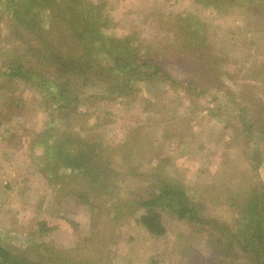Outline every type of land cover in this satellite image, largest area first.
<instances>
[{"label": "rangeland", "instance_id": "obj_1", "mask_svg": "<svg viewBox=\"0 0 264 264\" xmlns=\"http://www.w3.org/2000/svg\"><path fill=\"white\" fill-rule=\"evenodd\" d=\"M12 1L18 9L27 6L0 0V245L32 257L42 253L50 264H221L208 228L162 208L165 232L155 236L136 221L143 208L131 204L110 213L102 202L105 194L93 204L76 201L67 194L71 184L47 177L45 147L37 140L44 131L53 132L50 114L60 112L44 95L49 84L35 87L7 77L12 58L25 57L35 43L12 32L7 10ZM87 1L106 21L102 35L114 38L119 48L137 46L130 47L132 56L151 55L172 77L125 76L132 83L126 94L114 90L107 99L96 97L97 139L114 145L141 126L136 142L143 137L145 157L153 161L147 171L181 185L206 217L230 224L249 200L243 189H264L263 145L255 132L243 136L237 119L250 99L264 102V0H215L218 6L210 0ZM111 51L107 46L106 54ZM182 80L198 89L179 85ZM117 83L108 81L112 87ZM106 85L97 82L81 94L103 93ZM82 113L74 127L92 123L91 111ZM256 146L262 148L260 159L252 160ZM137 147L130 144L124 152ZM111 201L114 205L117 198Z\"/></svg>", "mask_w": 264, "mask_h": 264}, {"label": "trees", "instance_id": "obj_2", "mask_svg": "<svg viewBox=\"0 0 264 264\" xmlns=\"http://www.w3.org/2000/svg\"><path fill=\"white\" fill-rule=\"evenodd\" d=\"M22 1L27 4L23 9H18L15 1L7 8L9 18L13 20L12 32L18 36H23V33L31 36L35 43L31 44L32 51L28 50L25 57L12 58L6 74L11 79L28 80L35 87L40 84L51 87L44 90V95L60 113L50 114L53 125L49 129L53 132L47 134L44 131L43 137L40 135L37 140L45 147L43 171L47 177L52 182L71 184L67 194L76 201H84V198L93 204L100 201L101 194H105L102 202L110 213H118V210L121 213L131 204L143 208L136 221L155 236L165 232L158 209L168 208L177 218L193 226L208 228L204 231L209 230V235L215 239V252L221 264H264V189L244 188L249 199L247 203H241V210L231 218L230 224L220 223L200 213L197 202L190 199L181 185L168 182L159 171H147L146 165L151 168L149 165L153 161L145 157L147 149L143 137L141 142H136L142 132L141 126L132 127L122 141L114 145L103 146L97 139L98 116L95 110L99 103L96 97L107 99L114 90L118 94H126L132 83L125 82V76L132 81H149L156 79L159 73L166 74L159 61L149 54L132 56L134 53L130 52V47L139 50L137 46L123 44L119 48L114 38L102 35L106 21L99 19V9L95 10L87 0ZM210 1L218 6L215 0ZM226 1L219 0L221 4ZM249 2L256 4L258 0ZM107 46L112 50L109 54H106ZM166 76L172 78L170 74ZM117 78L123 80L122 86L115 81ZM109 80L117 84L112 87ZM185 81L179 85L198 89ZM97 82L108 84L103 89L105 93L81 94ZM249 102L237 119L242 125L243 136L248 137L255 132V141H261L264 150V102L260 99H250ZM84 110L93 114L92 123L74 127L76 118L83 115ZM56 121L61 122V127H53ZM50 137L52 139L49 140ZM134 143L138 144L137 149H129L126 154L124 150ZM261 149L256 146V150H252V160H258ZM82 183L87 185L81 189L74 186ZM114 198L117 202L113 205L111 200ZM230 198L238 200L235 196ZM239 199L241 202L242 198ZM233 203L238 205V202ZM43 223L39 221L37 224L40 232L45 231ZM0 264H50V258L43 257L42 253L32 257L0 245Z\"/></svg>", "mask_w": 264, "mask_h": 264}]
</instances>
